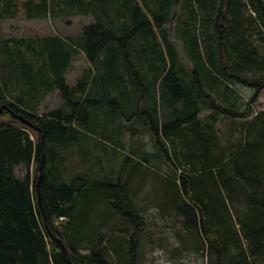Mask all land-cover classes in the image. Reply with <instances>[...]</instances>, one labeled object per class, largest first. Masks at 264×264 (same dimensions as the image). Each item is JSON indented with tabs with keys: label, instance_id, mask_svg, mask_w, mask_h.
Returning a JSON list of instances; mask_svg holds the SVG:
<instances>
[{
	"label": "trees",
	"instance_id": "16d2710c",
	"mask_svg": "<svg viewBox=\"0 0 264 264\" xmlns=\"http://www.w3.org/2000/svg\"><path fill=\"white\" fill-rule=\"evenodd\" d=\"M71 15L93 20L1 34L5 19ZM262 89L264 0H0V264H68L51 234L75 264H150L155 249L264 264ZM55 90L63 103L40 113Z\"/></svg>",
	"mask_w": 264,
	"mask_h": 264
},
{
	"label": "rangeland",
	"instance_id": "374dc122",
	"mask_svg": "<svg viewBox=\"0 0 264 264\" xmlns=\"http://www.w3.org/2000/svg\"><path fill=\"white\" fill-rule=\"evenodd\" d=\"M91 15H71L67 17H48V18H42V19H30V20H22V19H5L2 20L1 24V34L9 37V36H34V35H51V34H59L62 36L70 35V34H77L81 31V28L83 25H87L92 21ZM179 52L182 56V58L185 60V57L183 56V52L181 49V44L179 42ZM88 66V61L82 51H80L75 59L73 60V63L71 65V68L65 73V81L69 85H73L76 80L81 76L84 69ZM241 89V87H240ZM245 93V92H244ZM63 103V99L59 93L58 90H55L51 93H49L40 103L38 106V111L40 113L47 112L48 110H51L53 108H56L60 106ZM99 105V104H98ZM252 109L258 112L264 109V89H262L259 93L258 100H256L253 104H251ZM257 112V113H258ZM99 117L102 116V112H98ZM108 113V112H106ZM253 116V115H252ZM108 117V116H107ZM6 116L2 115L0 120L5 119ZM251 117L246 118L250 120ZM110 116L107 118V121H109ZM36 132V130H33ZM34 132H32L33 135ZM125 143V147H127L129 138L127 132L123 136ZM93 143V141H92ZM80 149L84 151L85 153H88L90 155L96 154V156H103L104 153H101L99 149L96 151L95 148H88L89 147V141H83L80 142ZM76 156L80 159L82 156L81 153ZM110 157V156H109ZM82 158V157H81ZM104 161L106 163L109 162V159H112L111 157L108 159L106 155L104 156ZM107 165V164H106ZM122 165V163H121ZM119 167H117L118 169ZM36 165L33 166V171L35 172ZM107 169L108 165H107ZM116 169V170H117ZM23 168L18 167L16 169V173L18 175H23ZM112 170V169H111ZM110 171V170H109ZM113 172V170H112ZM153 211L158 212L157 208ZM153 214V213H152ZM147 217L151 218V214H147ZM169 218V217H168ZM171 218V217H170ZM168 224H172L171 221L167 222ZM149 263L150 264H201L202 258L199 254H190L185 260L180 261V263H174L167 259V256L161 251L160 249H155L154 251H150L149 253Z\"/></svg>",
	"mask_w": 264,
	"mask_h": 264
},
{
	"label": "water",
	"instance_id": "95a60500",
	"mask_svg": "<svg viewBox=\"0 0 264 264\" xmlns=\"http://www.w3.org/2000/svg\"><path fill=\"white\" fill-rule=\"evenodd\" d=\"M8 109V106L6 104H2L0 105V114L2 113L3 110H6ZM10 113H12V115L18 119L19 121L33 127L34 129L39 130L38 126L32 124L30 121H28L23 115L21 114H17V113H14L12 112L11 110H9ZM41 144H42V147H43V150H44V145H43V137L41 136ZM44 160H45V154H43L42 158H41V161L39 163V166H38V176L36 178V183H35V186H36V191H37V194H38V202H39V205L41 206L42 208V204H41V200H40V196H39V184H40V181H41V178H42V174H43V164H44ZM43 209V208H42ZM44 211V210H43ZM45 223H46V218H45ZM52 237L57 241L58 245L60 246V249L62 251V254L65 258V260L67 261L68 264H75L71 258L69 257V254H68V251H67V248H66V245L64 244V242L62 241V239H60L59 237H56L54 236V234H51Z\"/></svg>",
	"mask_w": 264,
	"mask_h": 264
},
{
	"label": "crops",
	"instance_id": "0c3cea01",
	"mask_svg": "<svg viewBox=\"0 0 264 264\" xmlns=\"http://www.w3.org/2000/svg\"><path fill=\"white\" fill-rule=\"evenodd\" d=\"M238 92L242 95L243 98H249V96L252 95L253 91L250 88H246V87L241 86V89L239 88ZM262 110H264V109L262 108ZM208 112H209V110H206V112H204L203 114H205V113L207 114ZM257 112L258 111L255 110V112H253L252 115H255Z\"/></svg>",
	"mask_w": 264,
	"mask_h": 264
},
{
	"label": "bare ground",
	"instance_id": "6f19581e",
	"mask_svg": "<svg viewBox=\"0 0 264 264\" xmlns=\"http://www.w3.org/2000/svg\"><path fill=\"white\" fill-rule=\"evenodd\" d=\"M58 6V5H57ZM252 38V37H251ZM254 39V38H253ZM261 73V72H260ZM160 86V85H159ZM36 130V129H35ZM157 151V150H156ZM130 160V159H129ZM133 160V159H132ZM137 161V160H136ZM34 190V189H33Z\"/></svg>",
	"mask_w": 264,
	"mask_h": 264
}]
</instances>
